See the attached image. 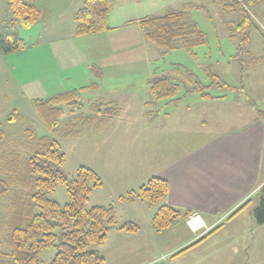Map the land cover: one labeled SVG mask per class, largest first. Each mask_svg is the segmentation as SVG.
Returning a JSON list of instances; mask_svg holds the SVG:
<instances>
[{
	"label": "rangeland",
	"instance_id": "374dc122",
	"mask_svg": "<svg viewBox=\"0 0 264 264\" xmlns=\"http://www.w3.org/2000/svg\"><path fill=\"white\" fill-rule=\"evenodd\" d=\"M120 1L125 0H115V5L117 6ZM168 8L186 9L192 20L205 33L206 42L196 46L193 53L175 49L163 54L161 52L163 49L144 39L137 24H134V30L127 32L126 37H122L125 41L121 49L117 47L118 41L115 36L109 39L104 34H90L86 36L89 37L86 40L76 38L72 46L86 51L92 58L88 70L93 80L89 79L84 86H81V83L77 85L73 83L82 78L81 64L69 66L70 68L65 69L69 71L64 72L63 64L57 63L58 58H52L53 68L45 63L44 65L55 72V81L51 83L41 81V84H38L31 80L37 79L38 74H31L27 69H23L25 65L31 67L36 62V59L31 57L36 47L0 53V151L4 148L13 149L23 156L29 154L35 142L27 139L26 130L36 138L50 136L59 143L58 151L64 155V161L60 164L47 162L46 165L54 171L59 170L67 178L74 177L79 166L93 169L100 176L102 184L92 190L90 200L96 197L102 204L114 205L119 223L128 219V215H142L139 219L140 229L133 242L138 241L143 246L134 252L133 246L129 245L117 250L119 241L109 237L101 247L96 244L90 246L98 250L109 248L106 264H130L146 257L155 259L158 264H264V227L258 230L255 226L253 233L242 238L239 233L235 235L226 228L221 233L218 232L219 234L212 232L197 243L196 248H189L188 252L171 257L169 245L182 238L180 233L188 234L186 230H182V223H176L179 218L174 220L172 227L171 225L168 227L169 230L155 236L151 233L152 229L147 220L149 216L147 207H152V217L156 206L139 198L137 200L141 202L136 203L143 204L133 202L125 203L127 206L119 204L117 194L129 188L125 184L130 182L127 180H130L134 173L135 177L131 181L135 179L137 181L130 185L134 190L138 189L140 184H146L148 177L151 176L149 155L153 140L150 136L152 132H156V136L161 135L165 140L166 132L173 126L179 127L185 119H188L190 128H193L199 115H210L212 110L217 114L220 112L225 115L227 111L230 114L237 101L246 102V98L237 91L216 86L215 75L232 87L242 86L245 94L252 95L256 92L264 95L261 89V85L264 86V0H258L253 5L251 11L253 25L249 31L251 40L248 52L244 55H237V40L231 37L234 22L240 18L239 13L224 12L213 0H138L136 8L127 11L125 18L161 15ZM10 19L11 14L5 0H0V32L3 28L10 27ZM24 28L26 27H16L20 36L26 33ZM92 66L97 67L98 71L103 67L102 82L99 81L100 77L92 74L94 71L91 73ZM185 71L193 74L192 82L212 84L207 92L214 96L212 98L214 100H202L197 93L187 91L192 84L186 80L183 74ZM163 76L177 82L180 90L176 97L156 102L149 91L147 81ZM93 81L97 82V88L90 86ZM255 85H259L260 89L258 90ZM82 87L85 88L79 90L81 107L71 111V106L67 103L58 104L63 113L57 117V124L53 128L46 124L41 114L34 108L35 99L43 100L58 92ZM218 96L221 97L216 100ZM254 100L256 101V97ZM146 101H152L154 104H146ZM99 102L105 104L111 102L106 104V107L117 106L120 110L119 116L108 119L106 126L96 119L84 123L79 121L73 127V130L79 133H65L64 125L69 120L78 115L87 117L94 114V104ZM215 105H219V109ZM161 108L162 112L157 116ZM145 111L148 113H144ZM231 118V115H226L227 120ZM112 132L118 138L116 145L115 139L109 137ZM175 137L178 140L183 138L182 133L178 132L175 133ZM138 158H141L143 165H139L140 177L133 166ZM119 164L127 167L119 169L117 166ZM10 195V193L0 195V240L5 234L3 222L7 216ZM47 197L64 205L69 199L65 184L58 182ZM160 201L161 199L157 201V205ZM89 206L87 203V207ZM253 210L254 208L251 210L252 214ZM177 228H180L181 232L174 235ZM55 232L59 235V228ZM237 247L238 250L235 251ZM55 253V247L44 250L41 253L40 264H49Z\"/></svg>",
	"mask_w": 264,
	"mask_h": 264
},
{
	"label": "trees",
	"instance_id": "16d2710c",
	"mask_svg": "<svg viewBox=\"0 0 264 264\" xmlns=\"http://www.w3.org/2000/svg\"><path fill=\"white\" fill-rule=\"evenodd\" d=\"M213 1L219 4L224 12L239 13L240 18L234 22L231 37L237 40V55H244L248 52L251 40L249 32L253 25L251 11L258 0ZM5 2L11 19L10 27H5L0 32V53L3 54L25 48L26 44L19 36L16 27L32 25L39 20L41 14L31 0H5ZM113 3L114 0H84L73 14L75 35L85 36L111 30L108 15ZM136 23L144 39L163 49L161 51L163 54L175 49H184L193 53L196 46L206 42L205 33L192 20L186 9L168 8L161 15L144 16ZM96 69L97 67L92 66L91 73L94 71L96 74L94 72L92 74L100 77V70ZM185 72L183 74L186 80L192 84L187 91L197 93L202 99L214 98L207 92L212 84L192 82L193 74ZM215 78L216 86L237 91L247 99L242 86L232 87L218 76L215 75ZM147 83L156 102L174 98L180 90L177 82L165 76L150 79ZM90 86L97 88L98 84L93 81ZM83 88L85 87L58 92L43 100L35 99L34 108L41 114L46 124L53 128L57 124V117L63 113L57 105L67 103L71 106V111L80 108L79 90ZM106 104L96 103L94 114L87 117L78 115L73 120H69L64 125L65 133H79L73 130L79 121L84 123L96 119L101 122L119 115L120 110L117 106L106 107ZM26 136L29 141L35 142L30 148L31 152L26 156L13 149L1 148L0 151V195L11 194L7 203V216L3 222L5 234L0 240V264H40L41 253L52 247L56 248V253L49 264H106L102 253L90 246L92 244L103 246L108 230L114 227L135 232L139 226L131 222L119 223L112 206L87 207L90 193L102 184L98 173L89 167L79 166L74 177H65L59 170L54 171L46 165L47 162L60 164L64 161V155L58 151L57 140L50 136L36 138L29 130H26ZM58 182L65 184L69 195L68 202L64 205L47 197ZM168 190L167 180L151 176L146 184L137 190H130L120 195L119 199L133 201L139 198L154 204L163 198ZM255 197L257 205L254 207L253 216L257 223L262 224L264 223V182ZM245 204L234 210L228 218ZM190 214L189 210L181 213L174 206L162 204L151 218L152 229L161 232L175 219L186 218ZM57 228L60 230L59 235L55 232Z\"/></svg>",
	"mask_w": 264,
	"mask_h": 264
},
{
	"label": "crops",
	"instance_id": "0c3cea01",
	"mask_svg": "<svg viewBox=\"0 0 264 264\" xmlns=\"http://www.w3.org/2000/svg\"><path fill=\"white\" fill-rule=\"evenodd\" d=\"M83 1L31 0L41 12L39 20L24 28L26 33L21 35L27 45L23 48L24 50L30 46L36 47L34 49L36 50L35 53L31 55V57L36 59V62L31 67L25 65L23 68L27 69L31 74H38L37 79L32 78L31 80H35L38 84H41V81L44 83L54 82L55 72L51 68L46 67L44 63L53 68L52 58L56 57L58 58L57 63L63 64L62 68L64 72L69 71L65 70L70 68L69 66L82 65V78L80 81H73L75 85L81 83L80 85L84 86L89 79L90 81L93 80V76H91L88 70V65L92 61V58L86 51L72 46V42L76 38L84 40L89 38L86 37L89 35H75L73 14L83 4ZM137 1H120L116 6L114 0L113 7L108 15V24L112 29L97 34H104L109 39L115 36L118 41L117 47L121 49L122 43L125 41L122 37H126L128 35L127 32L134 30L133 26L137 24L136 21L139 19L133 17L125 18V15L128 14L127 11H132L136 8ZM99 70V81L102 82V77L104 78L103 67ZM66 79L71 80V78ZM255 87L258 90L260 89L259 85H255ZM261 89L263 92L264 86L261 85ZM246 95V102L237 101L233 107L234 110L230 114L228 111L225 115H222L220 112L217 114L212 110L210 115H199V119L195 122L193 128H190L188 119H185L179 127H169L171 130L167 131L166 135H164L166 136L165 140L162 139L161 135L156 136V132L150 134L153 139L149 155V164L152 170L151 176L161 177L167 180L169 184V190L161 198L159 204L157 205V202L152 204L156 206L153 214L158 206L162 204L174 206L181 213H184L186 210L191 211L188 217H180V221L178 219L176 221L177 224H183L182 230H186L188 234L184 235L183 232L180 233L182 238L176 243L169 245L171 246L169 247L171 257L182 252H188L189 248H196L198 246L196 244L210 235L211 233H208L215 228L213 231L215 234L221 233L226 228L235 235L239 233L242 238L245 235L253 233L255 226H257L258 230L264 227V223L259 224L254 220L251 212L252 208L257 205L255 195L264 182V95L262 96V94L256 92L252 95L246 93ZM219 97L221 96H218L216 100ZM255 97L256 101L254 100ZM210 99L214 100L212 98L202 100ZM149 102L146 101L145 103ZM185 106L187 105L185 104ZM215 106L218 109L220 107L219 105ZM159 111L156 114L157 116L161 114L162 108ZM144 113H148V111ZM167 115L168 113L165 114V116ZM226 115H231L232 118L227 120ZM107 121H102L105 126L108 125ZM176 132L182 133L183 138L178 140L175 137ZM117 134L119 135V133ZM109 137L115 139L114 143L116 145L118 138L115 133L112 132ZM192 137H194L193 140L190 139ZM140 164L142 165V161L141 158H138L133 165L135 171H138L137 176L139 177L141 175ZM117 166L119 169H122L124 166L127 167L124 164ZM135 174L130 180H127L130 182L125 184L129 188H125L126 190L118 193V197L123 195V192L126 193L134 190L130 185H134V182L137 181L136 179L131 181L135 177ZM142 185L140 184V186ZM97 199L96 197L93 200L89 199V205L112 206L117 218L114 205L102 204ZM137 199L133 201L119 199V204L120 206H127L124 204L131 202L143 204L136 203L141 202ZM243 204H245L243 208L228 218L234 210ZM135 206L139 207L140 205ZM151 208L147 207L149 214L147 220L150 223V229H152ZM141 217L142 215L132 214L127 216L128 219L121 220L119 218V220L124 223H134L140 229L139 219ZM169 228L165 230H169ZM139 229L135 232H129L125 229L114 227L108 230L107 237L119 241L117 250H120L125 245H129L133 246L132 251L134 252L143 246L138 241L133 242ZM165 230L159 233L152 229L151 233L154 235L163 234V232H166ZM178 232H181L180 228H177V231L175 230L173 234L177 235L179 234ZM234 250H238V247ZM99 251L104 256L106 262L109 248H100ZM130 264L158 263L155 262V259L146 257L144 259L140 258L138 261L131 262Z\"/></svg>",
	"mask_w": 264,
	"mask_h": 264
}]
</instances>
